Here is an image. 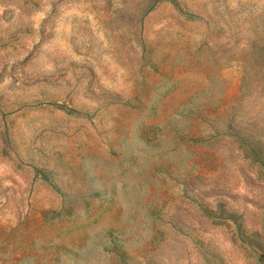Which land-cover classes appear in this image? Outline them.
I'll list each match as a JSON object with an SVG mask.
<instances>
[{"label":"rangeland","instance_id":"obj_1","mask_svg":"<svg viewBox=\"0 0 264 264\" xmlns=\"http://www.w3.org/2000/svg\"><path fill=\"white\" fill-rule=\"evenodd\" d=\"M0 264H264V0H0Z\"/></svg>","mask_w":264,"mask_h":264}]
</instances>
